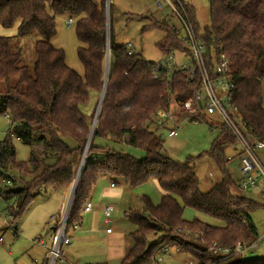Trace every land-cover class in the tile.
I'll use <instances>...</instances> for the list:
<instances>
[{
	"label": "trees",
	"instance_id": "16d2710c",
	"mask_svg": "<svg viewBox=\"0 0 264 264\" xmlns=\"http://www.w3.org/2000/svg\"><path fill=\"white\" fill-rule=\"evenodd\" d=\"M209 2L211 23L204 28L198 24L190 4H184L209 53L216 45L229 57L235 81L234 101L241 111V120L264 141V0ZM105 3L106 0H0V25L10 28L19 22L15 36H0V84L4 86L0 88V114L10 117L8 133L0 141V178L14 185L19 179L25 180L23 174L33 175L21 185L6 184L0 188V195L12 202L7 210L14 226L35 197L65 191L76 179L94 120V114L86 113L84 106L90 101L91 91L101 93L105 84ZM110 4L114 21L117 12L114 4ZM59 14L74 17L75 35L81 42L77 52L85 70L83 76L68 66L66 52L52 43ZM172 21L173 18L167 17L153 24L167 34L158 43L164 55L188 50ZM112 27L113 24L109 34L110 71L101 115L93 129L86 164L70 207L67 234L70 228L80 224L84 207L101 176L109 178L114 185L126 184L132 188L157 179L165 191L160 202L154 205L143 195L141 210L125 211L126 218L137 229L130 233L133 245L120 264H153L167 246L190 253L198 264H264V256L250 257L260 246L227 258L209 250L213 242L219 247L234 248L238 242L250 244L260 237L252 212L264 208V203L236 193V180L226 168L229 160L225 156L226 148L239 144L232 131L222 123L211 122L205 113L184 112L179 122L190 115L195 123L204 120L222 131L209 150L187 156L183 162L163 153L162 138L156 128L157 110L176 109L188 98L196 97L201 80L193 83L187 80L185 71L174 73L173 92L168 94L166 71L154 67V62L147 61L138 50L129 54L126 44L116 43ZM147 28L143 26L142 30ZM34 33L39 37L34 44L36 60L26 65L22 62L20 37ZM208 56L211 59V54ZM13 137L33 146L27 162L15 159ZM98 139L104 140L105 145L98 144ZM120 144L144 149L146 156L136 159L114 148ZM203 156L211 158L222 174L221 181L208 190H201L195 167V162ZM14 170L19 173V179L11 174ZM188 207L217 224L199 217L184 219ZM60 218L56 217L53 224V236L60 227ZM188 228L198 236L185 235ZM150 236L155 237L153 242L149 241Z\"/></svg>",
	"mask_w": 264,
	"mask_h": 264
},
{
	"label": "rangeland",
	"instance_id": "374dc122",
	"mask_svg": "<svg viewBox=\"0 0 264 264\" xmlns=\"http://www.w3.org/2000/svg\"><path fill=\"white\" fill-rule=\"evenodd\" d=\"M183 1L189 3L193 7L198 24L201 28L210 25L211 17L209 0ZM110 2L117 8V13H121L120 16L116 14L114 18L118 19L115 20L113 18L114 21L111 20L110 16ZM105 4L106 11L107 9L109 10L110 26L113 24L112 28L114 35H116V43L118 45L130 42L132 43L134 49L140 51L147 61L152 63L166 61V57L162 50L159 49L158 43L162 41L167 34L162 28H160L159 25L153 24L155 23V21L167 19L168 16L173 14L171 5L164 6V8L160 9L157 6V3H155V0H106ZM68 18L69 16L67 15H57V32L52 39V43L56 48L60 47L64 50V52H66V63L68 64V66L75 69L80 75L83 76L85 70L82 66L77 52V47L81 45V42L75 35V23L73 22L70 26H68ZM173 20L174 21L171 22L172 24L175 22L176 25H179V23H177L175 19ZM15 25L16 24L10 26V28L0 26V36H15L18 31V27H15ZM143 26H148V28L143 31ZM38 39L39 37L35 33L32 35H26V37H20L23 53L22 62L24 64L32 65L34 60H36V55L34 53V44ZM177 60L184 61L185 59H181L180 56H177ZM15 82L16 80H14L12 83L14 84ZM6 85L8 86V83H6ZM3 87L4 86L0 84V88L3 89ZM100 95L101 93L95 92L94 90L91 91L89 97L90 101L84 106V110L86 113H93L95 116V112L97 111V108L99 106L98 103L100 101ZM207 119L211 122L214 121L215 123H222V118L218 115L209 117L207 116ZM9 121L10 120L8 117L0 114V141H2L8 133L7 130ZM181 128L182 129L180 130L179 135L174 137H168L166 130H161L159 133L161 135L164 146L163 153L168 155L170 158L182 162L186 160L187 156H196L198 154H201L202 151L209 150L213 144L212 141L222 131V128L214 129L210 127L209 123L204 120H201V122L198 123H190L189 121H187L182 125ZM12 143L16 148L15 159L19 162H27L29 160L33 146L22 143L17 137H13ZM97 143L105 145L104 140L101 139H98ZM114 146V148H116L117 150L129 153L136 159L146 156V151L141 148H136L126 144ZM35 147L41 149V147L38 145ZM240 149L241 148L239 145H234L233 147H227L225 150V156L227 159H229L226 168L229 174L233 176L234 180H237L239 178L237 169L238 160L236 158V154ZM257 155L258 157H260L261 162L264 165V149H259L257 151ZM199 160L200 161L195 162V167L196 173L199 176L200 180V188L201 190H208L221 181L222 174L217 164L211 158L203 156L202 159ZM11 174L13 176L15 175V177L19 179L20 175L17 171L14 170V172ZM32 176L33 175L31 173L22 175L23 179H25L26 181H30V178ZM25 180L22 181L21 179H19L18 183L14 185H21L22 183H25ZM6 184L11 187L14 186L12 185V183L8 182V179L5 181L4 179L0 178V188L6 186ZM261 185L264 186L263 181H261ZM71 187L65 190L67 194L66 204L69 199ZM123 192L124 194L122 197L109 198V201L113 203L115 208L111 216L112 222L110 223V226L112 227V229H114V235H110L108 238L107 233L104 232L105 225L102 224L101 228L97 232H95V234L97 238L104 237L106 242L100 241L93 247L85 248L83 251H81L83 255L85 254L89 256H95V259H98L96 261H106L105 259H109V264H120L123 258V255H121L122 252L126 251L127 249L129 250L133 245V239L131 238L130 233L137 229V225L131 223L126 218L125 210L129 208H136L141 210L143 207L142 202L140 201V197L143 195H147L151 199L152 203L156 205L160 202L162 196L165 193V191L162 190L157 179H150L144 183H141L135 188L129 187L127 185L125 186V190H123ZM236 193L245 195L248 198H252L260 203H264V194L258 190L250 189L241 191L240 189H237ZM52 194L53 195L41 193L36 198H34L33 202L30 205V208H28L27 212L21 217L19 223L20 231L23 233H21L18 237H15V235L11 231L5 232V241L3 243H0V264H14V259L20 254H24L26 256L32 255L33 247L31 248V245H28V243H33V238H35V236L33 235L30 237L29 234H27L24 228L21 226V224L27 219V217L30 216L45 218L46 215H39L37 212L45 211L44 208H46V205L52 206L56 203L57 194ZM11 203V201L5 200L0 195V213H3L0 215H9V211L7 210V208L9 205H11ZM183 217L186 220H191L194 217H199L203 221L205 220L217 224V222L211 220L205 215L203 216L190 207L185 210ZM252 219L256 224L258 233L262 234L264 232V208H260L252 212ZM27 222L29 223V220H27ZM47 228L44 230V232L42 230L41 234L45 239L46 244L50 245L51 249H53V242L48 240V234L46 235ZM71 230L72 228H70L68 232H70ZM115 234L122 235L123 242L119 245H116V241H118L117 238H111L117 237ZM148 239L150 242H153L155 240V237L150 236ZM25 242H27V244ZM66 244L69 245L70 243H64L62 245V247L60 248L61 257H58L54 264L88 263H81L80 261L76 262L75 260L71 259L70 256L65 254L64 248ZM9 249H11L13 254L15 253V256H12L13 261L12 258L9 257L11 256L9 255ZM111 249L114 252V255L109 258V255L107 254ZM162 255L163 260L160 264H188L189 260L192 258L190 253L178 251L174 246L170 250L162 253ZM262 256H264V244L250 254V257ZM82 260L83 259H81V261ZM49 261L50 260L48 258L46 264H49Z\"/></svg>",
	"mask_w": 264,
	"mask_h": 264
},
{
	"label": "built area",
	"instance_id": "2783aa9c",
	"mask_svg": "<svg viewBox=\"0 0 264 264\" xmlns=\"http://www.w3.org/2000/svg\"><path fill=\"white\" fill-rule=\"evenodd\" d=\"M155 3H157L160 9L167 5L172 6L173 14L168 17H172L179 23L177 25L180 30L179 34L189 50V52L188 50L170 52L165 55V62L153 64L154 67L163 68L166 71L167 93L173 92L171 79L174 73L185 71L187 80L193 83L200 80L202 82L201 89L195 95L196 97L188 98L176 109H171V107L168 109H158L156 112V128L159 131L166 130L168 137H174L179 135L182 129L181 127L185 122L191 120L195 123L194 117L190 115H187L183 122H179V117L184 112H188L191 115L205 113L209 116H220L222 118V124L232 131L241 148L236 154L238 169L241 174L240 178L236 181L237 189L242 191L255 189L264 194V186L261 185V181L264 182V165L257 155L259 149H264V141L241 120V111L234 101L235 81L232 77L229 57L216 45L212 46L211 53H209L203 39L195 30L192 18H190L183 0H155ZM67 21L68 26L75 22L74 17H69ZM126 48L129 54L135 53L132 43H126ZM209 54H211V59H209ZM177 56H180L181 59L187 58V60L178 61ZM155 76L157 75L155 74ZM169 101L173 102L174 100L169 96ZM8 118L10 120V117ZM217 128L221 127L217 126L214 129ZM104 208L106 222L110 224L112 221L110 215L114 208L112 204L105 205ZM62 209V218L59 223L60 227L52 239L54 248L49 249V264H54L58 257H61L60 248L64 243L70 242L66 232V222L69 215L67 204H64ZM84 209L85 211H91L93 209L92 201H88ZM0 219V243L5 240L4 234L6 231H11L17 237L21 234L11 222L12 216L10 214L5 216L0 215ZM111 231L112 227L110 226L107 232L110 233ZM178 231H182V228H178ZM184 232L187 236H198L189 228L185 229ZM263 237L260 236L259 239L252 241L250 244L245 241L238 242L234 248L219 247L216 242H213L209 250L212 253L221 254L223 256L222 258L236 256V254H244L246 250L260 246L263 242ZM36 239L41 243L43 242L40 238ZM171 248V246L163 248L153 261V264H160L163 260L162 253ZM56 249L58 252L54 255ZM188 264L198 263L191 258Z\"/></svg>",
	"mask_w": 264,
	"mask_h": 264
},
{
	"label": "crops",
	"instance_id": "0c3cea01",
	"mask_svg": "<svg viewBox=\"0 0 264 264\" xmlns=\"http://www.w3.org/2000/svg\"><path fill=\"white\" fill-rule=\"evenodd\" d=\"M114 8L116 11L117 8L115 7V5H114ZM116 14L120 16L121 13L120 14L116 13ZM15 24H16L15 27L19 26V22L15 23ZM237 169H238V166H237ZM238 173H239V169H238ZM240 176H241V174L239 173V178H240ZM125 186H127V185H125V184L120 185V186L112 185V182H110V179L107 177H104V176H101L99 178L98 182L96 183V185L93 188V191H92L93 194L89 200V201H92V203H93V209L91 211H85L84 210L82 213V220H81L80 224H78L77 227L72 228V230L70 232H68L70 244L65 245L64 253L67 254L68 256H70L71 259L75 260L76 262L80 261L81 263L88 262L87 264H93L95 262H97L95 264H109L108 263L109 259H105L106 261H96L98 259H95V256H89V255H85V254L83 255L81 253V251H83L85 248L95 246L100 241L106 242L104 237L97 238V236L95 234V232H97L101 228L102 224L105 225V227H104L105 231L104 232L107 233L108 238L110 235H114V229H112V231L110 233L107 232V229L110 228V224H108L106 222V216L104 213L105 208L104 207H105V205L112 204V206L114 208V205H113V203H111L109 201V198L122 197L124 194L123 190H125ZM52 193L57 194L56 203L53 204L52 206L46 205V208H44L45 211H38L37 212L39 215H46L45 218H40L37 216H30V217H27V219L24 222H22L21 226L24 228L26 233L29 234L30 237L33 235L35 236V238H33V243H28V245H31V248L33 247V253H32V255H27V256L24 254H20V255L16 256V258L14 259V264H46L47 263L48 258H49L48 257L49 249H51V247H50V245L46 244V241L43 238L41 231L43 230V232H44V230L49 225V227L46 230V235L48 234V240L53 242L52 241V237H53L52 230H53V226H54L53 224L56 221V217H58V216L61 217V215H62V211H63L62 208H63L64 204H66V195H67L66 192L63 190L62 191H60V190L52 191ZM52 193H46V194L53 195ZM29 208H30V206H29ZM114 210H115V208L112 210L111 215H110L111 220H112L111 216H112V213ZM20 220L21 219H19L16 223L17 229L19 231H20V227H19ZM27 220H29V223L27 222ZM21 233H23V232H21ZM115 235L117 237H115V238L111 237V238L112 239L117 238L118 241H116V245H119L120 243L123 242L122 235L121 234H115ZM36 236H38V237H36ZM259 236H264V232L262 234H260ZM15 237H17V236H15ZM36 238H40L41 241H43V242L41 243V242L37 241ZM25 243L27 244V242H25ZM263 244H264V237H263V242L261 245H263ZM261 245H260V247H261ZM260 247H258V248H260ZM127 251H128V249L126 251L122 252V254H121V255H123L122 257L125 256ZM112 252L113 251L111 249L110 252L107 254V255H109V258H111V256L114 255V252H113V254H112ZM9 255H11L9 257L12 258V256H15V253L13 254L11 249H9ZM81 259H83V260L81 261ZM12 261H13V258H12Z\"/></svg>",
	"mask_w": 264,
	"mask_h": 264
},
{
	"label": "water",
	"instance_id": "95a60500",
	"mask_svg": "<svg viewBox=\"0 0 264 264\" xmlns=\"http://www.w3.org/2000/svg\"><path fill=\"white\" fill-rule=\"evenodd\" d=\"M106 20H107V28H106V36H107V43H106V51H107V54H106V59H107V57L109 56V54H110V51H109V46H110V35H109V27H110V20H109V10L107 9V11H106ZM115 20H117V18H115ZM107 80H108V77L106 78V80H104V87H103V90H102V92H101V95H100V97H99V99H100V101H99V103L98 104H100V109H99V111H98V113L96 114V112H95V116H94V120H93V122H92V126H91V133H90V136H89V139H88V141H87V143H86V149H85V151H84V154H83V156H82V158H81V163H80V165L78 166V168H77V172H76V175H75V181H74V183H73V185H72V187H71V190H70V198H69V200H68V202H67V209H68V212H70V207H71V204H72V202H73V200H74V197H75V192H76V189H77V185H78V182H79V176L81 175V173H82V171H83V169H84V167H85V164H86V162H85V160H86V156H87V153H88V150H89V145H90V142H91V140H92V136H93V133H94V127H95V124H96V122H97V119L99 118V116L101 115L100 114V112H101V108H102V104H103V100H104V94H105V90H106V85H107ZM95 123V124H94Z\"/></svg>",
	"mask_w": 264,
	"mask_h": 264
},
{
	"label": "bare ground",
	"instance_id": "6f19581e",
	"mask_svg": "<svg viewBox=\"0 0 264 264\" xmlns=\"http://www.w3.org/2000/svg\"><path fill=\"white\" fill-rule=\"evenodd\" d=\"M109 62H110V54H109V56L107 57V59H106V64H105V67H106V70H105V72H106V74H105V80H106V78L108 77V75H109V71H110ZM99 109H100V104H99V106H98V108H97L96 114L98 113ZM94 124H95V123H94ZM57 252H58V251H57V249H56L55 252H54V255H55Z\"/></svg>",
	"mask_w": 264,
	"mask_h": 264
}]
</instances>
